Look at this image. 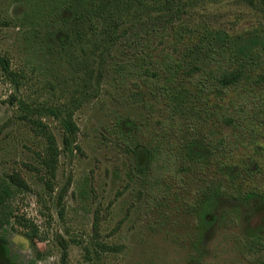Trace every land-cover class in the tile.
Masks as SVG:
<instances>
[{
  "label": "rangeland",
  "instance_id": "1",
  "mask_svg": "<svg viewBox=\"0 0 264 264\" xmlns=\"http://www.w3.org/2000/svg\"><path fill=\"white\" fill-rule=\"evenodd\" d=\"M71 1L74 8L62 11L64 0H0V56L12 71L0 64V178L18 173L28 184L13 185L0 206V264H252L247 238L264 234V84L254 89L251 116L259 133L233 152L239 193L220 194L208 207L189 185L169 188L168 201L150 209L134 155L105 126L131 117L145 143L155 136L156 118L131 101L113 67L157 45L158 34L178 22L189 28L186 42L207 29L236 35L241 52L263 54L264 73V0ZM76 12L79 19L65 21ZM190 27L199 31L190 35ZM50 109L72 114L78 130L70 148ZM33 119L56 135L55 176L42 163L47 142ZM215 171L212 190L223 182ZM207 175L191 173L192 186L206 187ZM189 196L202 202L198 211L185 202Z\"/></svg>",
  "mask_w": 264,
  "mask_h": 264
},
{
  "label": "trees",
  "instance_id": "2",
  "mask_svg": "<svg viewBox=\"0 0 264 264\" xmlns=\"http://www.w3.org/2000/svg\"><path fill=\"white\" fill-rule=\"evenodd\" d=\"M172 1L165 0V4L169 7ZM95 5L99 6V2L95 1ZM72 8L73 2L64 0L61 10ZM80 17L81 13L76 12L64 19L71 22ZM98 21L92 20L96 31ZM172 26V31L158 34L157 45L144 47L113 67L117 84L129 90L131 101L156 118L155 136L145 143L141 138V124L131 117L105 126L134 155L136 175L144 182L147 204L153 210L168 201L169 188L185 189L190 185L191 192L201 191L206 207L216 203L220 194L237 196L239 189L231 182L238 170L233 152L248 135L259 133L251 116L258 110L254 89L264 84V73L258 72L263 54L256 50L241 52L237 36L221 29L200 31L196 39L190 36L186 42L187 24L181 21ZM194 31L199 30L190 27V35ZM0 64L12 74L5 57L0 56ZM234 92H237L235 97ZM49 111L62 119L64 146L70 148L78 130L72 114L65 116L57 109ZM32 121L35 131L47 142L42 163L55 176L61 153L56 135L42 120ZM209 123L216 128L204 132L203 126ZM212 169L223 180L214 190L209 187L214 180L209 175ZM191 173L208 174L206 187L192 186ZM225 182L234 185L229 189ZM13 185L28 187L18 173L10 174L7 179L0 178V206L11 199ZM256 193L253 191L248 196ZM184 200L194 211L202 205V202L193 204L191 196ZM245 255L252 264H264V234L247 238Z\"/></svg>",
  "mask_w": 264,
  "mask_h": 264
}]
</instances>
